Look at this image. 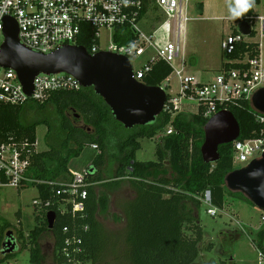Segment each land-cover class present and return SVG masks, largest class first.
Returning a JSON list of instances; mask_svg holds the SVG:
<instances>
[{"label": "trees", "instance_id": "trees-1", "mask_svg": "<svg viewBox=\"0 0 264 264\" xmlns=\"http://www.w3.org/2000/svg\"><path fill=\"white\" fill-rule=\"evenodd\" d=\"M260 3L261 0H258L236 23L248 21L254 24L259 18L254 7ZM153 11L156 12V8ZM146 13L147 8L142 17ZM84 28L77 45L91 52L94 33L90 27ZM233 34H238V30ZM255 36L253 33L251 38ZM134 38V33L127 27L116 30L115 42L118 44H128ZM259 55V43H240L235 52L228 56L233 64L225 62L221 70L242 68L237 61L243 60L245 56L252 59ZM172 74L170 65L158 62L141 82L150 87H160ZM225 108L240 125L241 141L261 137L264 124L257 121L248 100L240 99ZM50 110L55 112L53 116L49 114ZM81 121L83 123L79 125ZM206 123L207 120L201 114L180 113L172 116L165 112L153 124L127 130L116 121L109 106L93 88L56 92L43 103L31 100L23 106H0V140L4 143L28 141L33 146L37 142V128L41 125L48 128V150L36 153L32 148L30 158L29 176L43 182L29 186L38 189L39 203L34 206L37 218L42 219L28 237L30 262L43 264L40 239L45 233L51 232L56 264H75L66 258V248L73 261L79 264H102L110 248L116 249L117 241L112 239V234L97 218L99 210H107L108 197L99 196L96 188L128 182L136 196L122 204L126 220L123 260L127 264H196L205 231L199 216L192 213L189 205L201 209V198L209 190L213 206L220 210L226 209V197L233 193L227 190L225 178L235 170L233 143L219 147L218 163L204 162L201 147ZM169 127H173L174 134L161 136ZM145 139L161 141L157 146V161L137 160V152L141 149L140 140ZM114 141L119 147L115 159L118 170L113 178H106V149ZM83 154L87 163L86 185L83 186L87 190V198L83 200V212L73 213V205L67 203L70 194L58 196L57 192L61 184L71 180V161ZM49 212L56 214L52 230L47 220ZM8 228V224L0 228L2 251ZM64 228L68 229V233L64 232ZM232 234L233 243L242 233ZM10 238L16 241L13 234ZM68 238L80 240L81 244L77 242L67 247ZM253 242L257 250L264 252V229L259 231ZM77 247L81 248V253L75 255L73 251ZM13 257H16L14 253L4 254L0 264H5Z\"/></svg>", "mask_w": 264, "mask_h": 264}, {"label": "built area", "instance_id": "built-area-1", "mask_svg": "<svg viewBox=\"0 0 264 264\" xmlns=\"http://www.w3.org/2000/svg\"><path fill=\"white\" fill-rule=\"evenodd\" d=\"M192 0H0V51L5 41L4 20L13 18L19 28V39L21 44L37 53L52 54L65 47L77 45L79 38L83 35L85 28L90 27L94 33L91 55L100 52H110L126 56L132 64L148 51L154 54L149 57L139 70L133 67L135 78L141 80L151 72L158 62H165L173 68L180 82L178 97L167 93V102L163 113L176 116L182 112L185 102L194 103L197 115L201 114L207 122L220 111L226 110L225 106L232 105L240 99L250 102L256 119L264 124V114L252 106V97L260 89L264 88V68L261 55L255 58L245 56L243 60L237 61L242 68L234 70H220L215 79L203 82L195 76L186 75L185 63L177 69L175 62L182 53L181 34L187 23L191 20L188 16L189 4ZM147 8L148 15L155 13L157 20L156 29L145 34L139 27L144 19L142 13ZM156 8V12L153 9ZM160 17V20H158ZM262 22V37H264V18H257L252 25L253 33L257 34L256 22ZM127 27L135 38L128 44L115 42L116 30ZM109 32L105 48L101 47V32ZM173 31L175 40L172 39ZM248 37L241 33L230 34L221 42V51L227 58L226 63L233 64L228 60L236 46L248 42ZM133 66V65H132ZM170 78V77H169ZM168 78V79H169ZM167 79V80H168ZM165 81V83L167 82ZM164 83V84H165ZM163 84V85H164ZM160 86L166 92L170 86ZM82 89L81 83L73 76L65 73L57 75L40 74L34 80V93L28 96L20 82L17 73L12 69H6L0 64V106H23L29 101L43 103L53 93L75 92ZM174 134L173 127L166 130V135ZM233 164L235 170L237 164L249 165L264 153V130L260 138L234 143ZM38 142L33 146L28 142L4 143L0 140V189L14 188L22 190L31 184H43L35 181L30 174L32 148L37 151ZM244 166V167H246ZM243 167V168H244ZM242 169V168H241ZM85 176L82 180L61 184L58 196L70 194L68 204L73 205V213L83 212V200L87 198ZM201 201L207 208V214L216 217L220 209L212 204V196L209 190L205 191ZM38 201L34 202L38 204ZM49 206V204H47ZM264 223V215L261 217ZM240 225V224H239ZM68 233V229L64 228ZM81 244L80 240L68 238L66 246ZM260 264H264V252L258 250ZM66 258L73 261L68 249H64ZM81 253V248L74 249L73 254Z\"/></svg>", "mask_w": 264, "mask_h": 264}, {"label": "rangeland", "instance_id": "rangeland-1", "mask_svg": "<svg viewBox=\"0 0 264 264\" xmlns=\"http://www.w3.org/2000/svg\"><path fill=\"white\" fill-rule=\"evenodd\" d=\"M234 0H192L188 9V16L191 19L181 34L182 53L175 62V67L180 69L185 63L186 75L195 76L204 82L215 79L227 58L221 51V41L229 36L238 28L236 21L229 12V4ZM204 4L207 5L204 12ZM203 9V12H202ZM256 14L264 18V0L254 7ZM140 29L145 34L152 33L157 27L155 13L151 12L144 17L139 24ZM262 22H256L257 34L254 38H247L249 42L261 44V56L264 68V37H262ZM109 32L102 30L101 47L105 48L110 42L107 41ZM173 40H175L173 31ZM154 54L148 51L143 57L132 60L135 70H139L146 60ZM170 86L167 93L173 97H178L180 92V82L176 73H173L163 85ZM50 110L49 114L54 115ZM189 115H196L197 108L194 103L185 102L182 112ZM82 121L79 125H82ZM48 128L41 125L37 128V151L48 150L47 143ZM164 132L161 136L165 135ZM115 142V141H114ZM141 150L137 152V159L141 162L157 161L156 142L154 140H142ZM161 142V141H160ZM95 149V148H93ZM119 147L116 144H108L106 149L107 172L106 178H113L116 174L118 164L116 155ZM86 157L81 155L74 159L70 164L71 180H82L86 174ZM246 164H237L236 169H241ZM103 195L108 197V207L106 211H99L98 220L104 228L112 234V239L117 241V247L106 253L102 264H127L123 258L125 243L126 220L120 209L119 202L128 200L134 196V191L127 182L118 186L103 188ZM102 195V194H100ZM38 189L29 187L22 190L14 188L0 189V228L9 225L6 234L11 232L16 239L17 250L14 252L16 257L11 258L5 264H32L30 262V245L28 237L30 233L40 225L42 219L37 218L34 202L38 201ZM192 213L199 216L201 226L205 231L201 244V254L196 264H210V259L216 260L213 254L214 249L220 247L227 249L228 257L224 259L225 264H260V256L254 246V240L264 223L261 222L262 212L254 207L249 201L244 199L240 193H233L226 197V209L220 210L216 217L207 214L206 207L202 204L201 209L189 205ZM240 224V225H239ZM232 232H241L238 240L232 243ZM43 253V264H56L54 260V239L51 232L45 233L40 239ZM26 246L27 249H24ZM4 257L0 250V259Z\"/></svg>", "mask_w": 264, "mask_h": 264}, {"label": "water", "instance_id": "water-1", "mask_svg": "<svg viewBox=\"0 0 264 264\" xmlns=\"http://www.w3.org/2000/svg\"><path fill=\"white\" fill-rule=\"evenodd\" d=\"M258 0H253L252 6ZM238 31L245 37L253 34L248 21L238 24ZM5 41L0 51V64L14 70L28 96L34 93V80L40 74L61 73L75 77L82 88H93L109 106L116 121L127 130L156 122L164 112L167 92L162 87H150L135 78L131 61L123 55L100 52L91 55L83 46H65L52 54H41L24 47L19 39V28L15 19L4 20ZM254 109L264 114V88L252 97ZM240 125L227 110L213 116L204 127V143L201 154L206 164L220 160L219 147L232 144L240 138ZM225 186L232 193L242 194L254 207L264 214V153L246 167L234 170L225 178ZM52 230L56 214L47 215ZM6 235L3 254L17 250V244Z\"/></svg>", "mask_w": 264, "mask_h": 264}, {"label": "clouds", "instance_id": "clouds-1", "mask_svg": "<svg viewBox=\"0 0 264 264\" xmlns=\"http://www.w3.org/2000/svg\"><path fill=\"white\" fill-rule=\"evenodd\" d=\"M253 0H234L229 4V12L233 19L241 18L252 8Z\"/></svg>", "mask_w": 264, "mask_h": 264}, {"label": "crops", "instance_id": "crops-1", "mask_svg": "<svg viewBox=\"0 0 264 264\" xmlns=\"http://www.w3.org/2000/svg\"><path fill=\"white\" fill-rule=\"evenodd\" d=\"M201 1H203V0H201ZM205 1H208V0H205ZM189 8H190V4H189ZM204 12H206V9H207V5L206 4H204ZM203 9H202V12H203ZM255 13H256V11H255ZM229 20H233V21H236L237 19H233V18H229ZM237 30H238V28H237ZM233 33V32H232ZM231 33V34H232ZM222 42V41H221ZM254 42V41H253ZM256 43V42H255ZM260 49H261V44H260ZM261 58H262V56H261ZM198 79H200V78H198ZM201 80V79H200ZM201 81H203V80H201ZM204 82V81H203ZM140 141H142V140H140ZM155 142H156V147L159 145V143H160V141H156V140H154ZM141 143V142H140ZM141 148H142V146H141ZM141 150V149H140ZM139 152V151H138ZM156 152H157V149H156ZM155 155H156V153H155ZM138 160V159H137ZM117 170H118V167H117ZM117 172V171H116ZM128 183V182H127ZM129 184V183H128ZM130 185V184H129ZM131 187V186H130ZM104 187H97L96 188V191H97V193L99 194V196H100V194H104V193H102L101 191H102V189H103ZM132 188V187H131ZM133 191H134V196L131 198V199H128V200H121V202H119V205H120V209H121V211H122V204H124V203H126L127 201H130V200H132V199H134L135 198V196H136V192H135V190L133 189ZM100 211V210H99ZM123 212V211H122ZM98 214H99V212H98ZM124 214V213H123ZM97 218H98V215H97Z\"/></svg>", "mask_w": 264, "mask_h": 264}, {"label": "flooded vegetation", "instance_id": "flooded-vegetation-1", "mask_svg": "<svg viewBox=\"0 0 264 264\" xmlns=\"http://www.w3.org/2000/svg\"><path fill=\"white\" fill-rule=\"evenodd\" d=\"M233 233V232H232ZM6 240V239H5ZM5 240H4V242H5ZM14 241V240H13ZM3 242V243H4ZM16 242V241H15ZM17 244V243H16ZM223 247V249L222 248H220V247H218V248H216V249H214V252H213V254L215 255V257L214 258H216V260H214L213 258L212 259H210V264H225V262H224V259H227V257H228V251H227V249L226 248H224V246H222Z\"/></svg>", "mask_w": 264, "mask_h": 264}]
</instances>
